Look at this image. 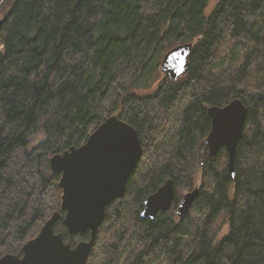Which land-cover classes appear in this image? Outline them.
<instances>
[{
    "label": "trees",
    "instance_id": "1",
    "mask_svg": "<svg viewBox=\"0 0 264 264\" xmlns=\"http://www.w3.org/2000/svg\"><path fill=\"white\" fill-rule=\"evenodd\" d=\"M208 2L0 0V257L21 256L61 212L50 157L117 114L142 154L124 196L106 207L87 264H264V0H219L205 14ZM190 42L185 74L140 94L164 53ZM235 98L248 113L231 177L225 149L210 157L205 139L207 108ZM167 179L171 209L141 218ZM194 187L180 219L181 192ZM218 223L227 226L220 238ZM54 229L72 247L89 236L68 234L61 220Z\"/></svg>",
    "mask_w": 264,
    "mask_h": 264
},
{
    "label": "water",
    "instance_id": "2",
    "mask_svg": "<svg viewBox=\"0 0 264 264\" xmlns=\"http://www.w3.org/2000/svg\"><path fill=\"white\" fill-rule=\"evenodd\" d=\"M3 19L0 17V30ZM193 43L179 44L170 48L162 57L159 71L171 82H176L189 67ZM248 109L239 98L223 107L207 109L210 130L205 143L210 157L224 148L227 166L234 176V157L246 124ZM142 154L141 142L136 129L118 115L107 117L78 147H70L49 159V166L58 174L61 190V212L55 211L42 225L38 234L24 243L22 255L5 254L0 264H87L92 248L105 218L106 207L122 198ZM199 188L186 192L175 207V214L185 218ZM175 188L167 179L143 202L140 217L152 220L157 213H166L172 207ZM61 220L68 234H78L83 239L73 247L64 241L54 229Z\"/></svg>",
    "mask_w": 264,
    "mask_h": 264
},
{
    "label": "rangeland",
    "instance_id": "3",
    "mask_svg": "<svg viewBox=\"0 0 264 264\" xmlns=\"http://www.w3.org/2000/svg\"><path fill=\"white\" fill-rule=\"evenodd\" d=\"M219 0H209L208 2V7L206 8V11H205V14H208L215 6L216 4L218 3ZM3 8V10H1ZM6 11V7L4 5H0V17H4V13ZM240 51H241V46L239 44H237L234 48V51L233 53L231 54V57L228 61V65L230 66H234L237 62H238V56L240 54ZM167 77L162 74L160 72L159 74V78L157 79V81L149 88V89H146L145 91H140L139 93L144 95V94H150V93H153V91L158 88L159 84H161L163 81H165ZM168 79V78H167ZM117 115V114H116ZM39 138L36 137L34 138V142H36V140ZM188 191H183L181 192L182 196ZM175 212V211H174ZM217 237L220 238L222 237L223 235H225V233L227 232V226L225 224H222V223H218L217 224Z\"/></svg>",
    "mask_w": 264,
    "mask_h": 264
},
{
    "label": "bare ground",
    "instance_id": "4",
    "mask_svg": "<svg viewBox=\"0 0 264 264\" xmlns=\"http://www.w3.org/2000/svg\"><path fill=\"white\" fill-rule=\"evenodd\" d=\"M190 43H192V42H190ZM184 44H187V43H184ZM177 45H179V44H177ZM177 45H176V46H177ZM168 50H169V49H168ZM168 50H167V51H168ZM167 51H166V52H167ZM166 52H165V53H166ZM165 53H164V54H165ZM178 80H179V79H178ZM207 109H208V108H207Z\"/></svg>",
    "mask_w": 264,
    "mask_h": 264
}]
</instances>
